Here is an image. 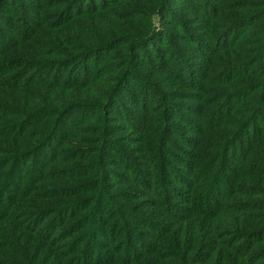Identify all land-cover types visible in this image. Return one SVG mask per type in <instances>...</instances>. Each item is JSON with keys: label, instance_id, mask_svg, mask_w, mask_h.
<instances>
[{"label": "trees", "instance_id": "trees-1", "mask_svg": "<svg viewBox=\"0 0 264 264\" xmlns=\"http://www.w3.org/2000/svg\"><path fill=\"white\" fill-rule=\"evenodd\" d=\"M43 1L0 0V264H20L27 237L44 239L49 249L73 235L76 240L65 245L70 250L58 253L59 261L69 264L75 257L76 264H97L103 250L96 252L95 247H105L98 239L111 246L118 237L100 230L95 234L99 238L91 240V236L82 238L80 232L90 218L87 213H100L103 200L109 202L113 193L120 194L122 204L139 205L144 215L127 221L148 231L151 238L150 245L129 262L150 254L180 264H191L188 261L193 259L196 264H264V158L260 161L259 154H252L245 164L243 154L228 156V149L233 150V143L240 142L241 134L250 128L253 114L245 117L261 95L264 72L256 76L259 84L250 87L241 84L242 72L231 74L239 63L229 65L224 76H211L208 71L206 80L196 87L199 95L190 94L177 107L165 101L183 92L167 91V100L163 99L165 92L158 94V101H143L139 114L125 120L128 112L119 97L142 66L135 64L137 58L131 54L138 45L127 36L90 47L64 44L58 40L62 26L76 16L107 10L108 2L73 7L66 17L59 8L57 24L45 26ZM68 1L70 8L74 0ZM260 1L263 4L231 0L232 9H251L253 15L237 26L240 28L231 40L220 35V46L210 51L212 64L225 50L244 54L258 30L260 40L254 47H261L262 58L251 64L262 60L264 65V0ZM53 2L59 5L60 0ZM155 5L164 13L162 2L156 0ZM141 12L132 5L125 11L130 16L122 17L132 21ZM153 25L148 26L151 31ZM44 27L50 29L49 41L43 48H35L33 42L44 33ZM25 39L36 50L32 58L21 59L17 65L14 58L4 60ZM99 52L102 54L93 59ZM166 57L148 62L152 75L159 73L158 64L167 63ZM31 64L42 67L48 77L29 75ZM247 68L248 72L253 69ZM209 80L220 83L212 94L207 90ZM146 84L147 79L144 88ZM190 99L199 105L192 106ZM187 106L201 120L187 116ZM154 123L159 130L151 128ZM234 159L249 165L251 172L239 169ZM135 161L144 174L140 178L132 173ZM229 163L238 169L233 168V178L227 170L231 184L221 186L215 171ZM161 173L170 181L162 191L154 187ZM127 186L141 187L145 194L133 197L130 191H121ZM248 190L255 194L246 196ZM201 192L204 205L194 206L193 196ZM111 212L105 214L111 216ZM55 234L59 236L51 237ZM173 237L178 238L173 244L179 241L180 246L163 253V241ZM180 250L183 252L178 253Z\"/></svg>", "mask_w": 264, "mask_h": 264}, {"label": "rangeland", "instance_id": "rangeland-1", "mask_svg": "<svg viewBox=\"0 0 264 264\" xmlns=\"http://www.w3.org/2000/svg\"><path fill=\"white\" fill-rule=\"evenodd\" d=\"M53 1H43L44 6L47 8L43 14V23L46 24L45 26L57 24L59 21V19L57 20L59 8H62L61 13L66 17L70 15L73 7L77 9V7L85 6L87 8L91 4L98 3L101 0H74V4L70 8L68 0H60L59 5H56ZM103 1L108 2L107 10H99L98 12L91 11L90 13L76 16L72 22L67 23L59 29L58 40L64 44H70V46H73V43H78L90 47L100 42H108L115 37L127 36L132 39L133 44L138 45L139 51L136 50L134 51L135 53L131 54L137 58L135 64L141 63L142 66L136 69V75L128 79L125 90L122 92L121 97H119V101L127 109L126 113L128 112L125 120H128L130 115L136 116L139 114L143 107V101H158L159 95H162L164 92V100L168 99V95H166L167 91L177 89L178 92H183L178 97H175V99L165 101V103L175 104L177 107V104H183L186 98H188L187 96H191L190 94L199 95L200 93L196 90V87L200 86L204 79L206 80L208 71L211 76L214 73L216 75L219 74L218 76H224L227 71H230L227 69L229 65L239 63L237 65L238 67L231 74H239V72H242L240 75L242 79L241 84L248 83L250 87L258 82L257 80L259 79L256 76L264 72L262 60L254 65L251 64L262 58V55H260L261 47H254L257 41L259 42L260 40V32L258 30L253 32L252 39L248 43L244 54L238 52L232 53L231 50L227 52L225 50L215 59L217 61L214 64L209 60L210 51L220 46L222 42L220 35L224 34V40L225 38L231 40L234 37V32L240 28L237 26H241L240 23L245 18L253 15L251 9H232L233 5L230 4L231 0H158V2H162V6H165L164 13L163 11L160 13V9L157 10V5H155L156 0ZM251 1L254 5L263 4V1L260 0ZM67 4L68 7L64 10ZM132 5H137V8H140L142 12L133 17L132 21H127L124 18L130 15L125 14V11ZM262 13L263 11L260 15ZM149 24H154L152 31L148 27ZM49 32L50 29L44 27V33L39 36L37 42H33L35 48H43L45 46L49 41ZM144 37H147V39H144ZM2 38L0 34V45ZM25 42L20 44L19 48L13 54L4 56V60L14 58V61H16L15 65H17L18 62H22L21 59L27 60L32 58L36 50L28 46L26 39ZM101 54L102 52H99L93 59H96ZM166 54L167 63L164 65L158 64L159 68L157 70H159V73L152 75L153 71L150 70L151 67L148 62H153L154 60L158 62L159 58ZM235 55L239 56L237 60ZM245 56L251 57L248 58ZM248 65L253 68L250 72H248ZM67 72L65 71V74ZM182 72H186L185 75ZM31 73L40 79L48 77L42 67L33 64L29 67V75ZM146 79L149 84H146L147 88H144V81ZM218 84L220 83L209 80L207 86L208 94H212L214 90L218 89L220 86ZM258 84L256 83L255 86ZM259 89L261 90V95L255 100L256 103L253 109L245 117L247 118L250 114H253V117L249 118L250 128L241 134L240 142L237 144L233 143V150L228 149L229 157L237 158L239 154H243V162L245 164L250 161L252 154H259L257 156H259L260 161L264 158L262 157L264 156V121L261 123V119L264 118V83L259 86ZM213 96L211 95L209 99H212ZM189 103L192 106L194 104L199 105L198 102L191 99ZM222 103L221 101L214 104L215 107H220ZM187 110H190L186 111L187 116L201 120L198 117L192 116L193 113L191 112L193 111L190 106H187ZM178 125L181 126V123H178ZM255 127V134L249 135ZM151 128L155 131L159 130V126L156 123ZM174 138L175 136L171 137L170 140L173 141ZM259 142H261L263 147L259 145ZM155 144L156 142H153L152 146H155ZM122 148L125 149L124 147ZM153 154L156 155V153ZM234 161L239 166V169L242 167V171L251 172L250 170L252 168L249 165L242 166L237 159H234ZM229 164L224 169H217L215 171L216 175L220 176L221 186L222 184L224 186L231 184L228 181L229 178L226 176L227 170H231V178H233V168H237L233 163ZM139 167V163H136L133 166L132 173L140 178L144 174ZM166 184H170V181L162 178L161 173L160 181H155L154 187L162 191L166 187ZM145 188L147 189L148 186ZM121 191H130V193L134 194L133 197H141L145 194V190L138 186L122 187ZM245 194L246 196L252 197L255 193H250V190H248ZM109 199H111L109 202L108 199L103 200L104 203L100 207V213H94L92 211L87 213L90 218L87 221L86 227L80 232L84 234L82 238L86 239L88 236H91V240H97L99 238L96 235L100 230L106 231L107 233L113 232L116 235L115 237H118L111 246H109V242L98 239L105 247L98 245L95 247L96 252L99 249L103 250L102 258L97 264H180L177 260L172 263L168 260H159L156 256L150 254L145 255L139 261L129 262L131 258H135V255L137 256L139 252L151 243V238L147 235L148 231H143V228H138L136 225L127 221V218L137 219L143 216L144 212L140 209L139 205H131L130 203L122 204L120 201L121 196L118 193H113ZM193 200L194 206L199 204L204 205V194L201 192L194 195ZM107 210H112L111 216L105 214ZM152 218L155 219L156 217ZM127 228L129 232L125 234V229ZM57 236L59 234L51 237L55 238ZM76 238V235H73L66 242H61L56 248L48 249L44 239L27 237L26 240L28 243L22 248V255L18 258V262L20 264H63L58 259V253L70 250L71 247L65 248V245L67 242H73ZM173 239L178 238L173 237L163 241V253L164 250L172 251L173 247L178 248L180 246L179 241L173 244ZM181 248L183 247L181 246ZM179 252L183 251L180 250ZM77 260L75 257H72L68 262L69 264H72V262L76 264L78 262ZM188 262L196 264V259Z\"/></svg>", "mask_w": 264, "mask_h": 264}]
</instances>
